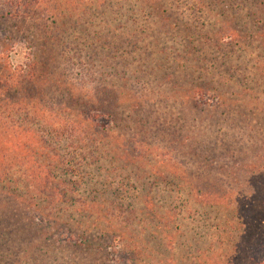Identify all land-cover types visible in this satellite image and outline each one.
Masks as SVG:
<instances>
[{
  "label": "rangeland",
  "instance_id": "374dc122",
  "mask_svg": "<svg viewBox=\"0 0 264 264\" xmlns=\"http://www.w3.org/2000/svg\"><path fill=\"white\" fill-rule=\"evenodd\" d=\"M92 1L95 4V0ZM96 1L95 5L84 4L82 12L77 15L79 19L75 17L70 22L64 18L60 29L48 26L44 30L46 38L39 36L37 43L53 37L55 41L48 45L63 42L62 45H53V49L62 73L69 75L68 85L75 84L82 74H92L95 80L106 54L117 61L129 58L130 67L124 78L131 80L122 82L129 95L122 104L129 127L125 141L129 147L138 143L142 158L123 156L120 141L95 135L91 138L94 141L90 151L98 164L87 168L86 162L78 158L81 148H71L65 139L50 140L60 157L56 162L50 159L54 185L58 188L53 194L55 201L50 204L49 197H46L49 192L35 193L23 182H17V194L31 204L41 205L46 214L51 211L62 221L65 225L59 234L62 237H69L71 232L66 229L73 225L81 223L85 228L90 227L89 231H93L90 234L97 239L94 245L106 246V255L109 259L115 257V264H134L132 251L140 247L146 248L157 259H167L168 248H171L168 236L175 239V251L171 253L177 258L176 264L208 261L214 248H218L217 259L225 261V257L231 255V249L237 248L235 237L246 227L243 224V221L247 222L246 212L240 211V207L235 209L233 202V205L200 207L175 166L192 164V152L199 146L196 141L206 147L221 143L224 132L221 127L224 124L228 127V122L232 123V128L241 125L242 129L241 136L225 150L228 155L235 152L243 165L248 164L250 148L251 153L264 155V137L255 134L264 128V46L261 45L262 37L258 36L263 26H252L249 19L247 22L242 18L239 21L236 17L231 19L236 13L234 7L224 12L229 17L221 16V9L197 10L195 0H159L156 11L151 8L152 4L139 0ZM248 7H254V4L240 3L242 15L249 12ZM218 21L232 23L239 32L237 43H226L218 52L216 48L203 47L191 51V46L198 45L205 32L210 34L215 30ZM33 31L32 35L37 32ZM89 43H93L89 46L91 51L87 50ZM74 47L76 54L64 52V59L61 58L63 49L69 51ZM79 48L82 51H78ZM203 57L207 67L202 72L195 71L193 59ZM211 60L216 61L212 67ZM196 82L206 89L202 93V102L208 105V110L223 100L235 112L229 115L212 113L210 116L192 113V108L186 111L187 107L180 104L185 98L178 93L184 94ZM50 102L55 103L56 98ZM55 110L59 112L57 108ZM59 116L61 119L65 117ZM110 122L108 117L99 113L94 118L96 130L101 127L109 129ZM232 140L230 138L227 142ZM72 155L75 162L81 164L78 172L66 168L67 157ZM257 161L258 165L264 164L262 158ZM249 183L264 194V174L253 175ZM97 197L104 200L101 203L103 208L99 214L90 217L86 211ZM245 200L247 203L250 198L238 199V202ZM96 218L99 219L97 228ZM116 229L124 232L126 238L120 240ZM218 229L223 233L220 236H216ZM211 241L213 246L209 245ZM120 247L124 249L121 253ZM109 250H115L117 254L110 255ZM65 256L61 250L48 252L45 256L39 254L37 259L40 261L36 263H62ZM233 256L237 254L231 258ZM77 257L72 258L73 262ZM65 259L70 261V258ZM235 261L226 260L225 264H235ZM145 263L148 260L145 259ZM24 264L35 262L28 257Z\"/></svg>",
  "mask_w": 264,
  "mask_h": 264
},
{
  "label": "trees",
  "instance_id": "16d2710c",
  "mask_svg": "<svg viewBox=\"0 0 264 264\" xmlns=\"http://www.w3.org/2000/svg\"><path fill=\"white\" fill-rule=\"evenodd\" d=\"M139 1L152 4L153 10L158 9L159 0ZM92 2V0H0V47L10 44L13 40L27 39L34 48L35 56L33 66L21 78L18 87L10 83L6 70L0 65V264H11L13 260L12 264H24L28 257L33 263L39 264L36 263L40 261L37 259L39 254L45 256L48 252L56 250L63 251L66 254L65 258H70V261L63 258L62 263L48 264H115V257L109 259L106 255V246L94 245L97 239L90 234L93 232L89 231L90 227L85 228L79 223L76 226L73 225L71 229H66L71 232L69 237L60 236V232L64 231V223L56 219L51 211L50 214H46L41 205L31 204L22 199L17 194L19 191L15 189L17 182L27 183L26 187H30V190L35 193L42 195L43 192H49L47 194L49 196L46 197H49L50 204L55 201L53 194L58 191V188L54 185L50 159L56 162L60 157L50 145V140L65 139L71 148L76 150L81 148L82 152L78 153V158L86 162L87 168L88 165L98 164L90 151L94 141L91 138L95 135L120 141L123 156L142 158V149L138 143L135 142L133 147H129L128 141H125L126 130H129V127L126 124L122 104L129 95L124 90L122 82L131 80V78H124L130 67L129 58L125 57L117 61L115 57L106 54L107 58L101 60L102 66L99 67L101 71L97 73L95 80L92 79V74V76L82 74L75 84L68 85L69 75L62 73V67H59L61 64L55 61L53 49V45H62L63 42L56 41L59 44L53 42V45H48L51 41H55L53 37L40 41V44L37 43L39 36L42 39L46 38L44 30L48 26L53 25L56 29H60L64 18L70 22L75 17L79 19L77 15L82 12L81 8L84 4L97 3L96 0L95 4ZM241 2H250L254 4V7H248L249 12L242 15V9L239 8ZM194 5L197 10L204 9L207 12L221 9V16L226 17L229 16L224 12L235 8L236 13L231 19L234 20L235 17L237 21L241 18L247 19L246 22L249 19L253 22L252 26H263L260 27L258 36L262 37L261 45L264 46V0H195ZM57 23H60V27ZM218 24L210 34L205 32L198 41V45H192L190 50L196 49L194 51L196 52L203 47L204 49L216 48L215 51L218 52L226 43H237L239 32L232 27V23L218 21ZM33 29L37 32L32 35ZM243 32L241 31L242 34ZM92 45L93 43H89L87 50L91 51L89 46ZM76 47L69 51L63 49L60 53L61 58L64 59L62 56L64 52L76 54L74 52ZM78 51L82 50L79 48ZM66 61L68 62L69 59L66 58ZM193 62L195 71L202 72L205 70L204 67H207L204 57L194 58ZM215 62L211 60L210 67L214 66ZM66 66L68 67L67 64ZM107 67L110 71L106 70ZM108 78L110 79L107 80ZM85 81L92 83L96 81L94 94L90 98L76 92ZM204 90H206L205 87L196 82L192 83L184 94L178 93L185 98L182 99L185 101L180 100L181 107H187L186 111H191L192 108V113H207L210 116L212 113L229 115L235 112L229 109L223 100L208 110V105L202 102ZM52 98H56L55 103L50 102ZM56 108L59 112L55 110ZM98 113L110 119V125L111 123L112 125L109 129L101 127L96 130L94 118L98 116ZM59 115H64V119H61ZM231 124L228 122V127L226 124L221 127L224 131L221 143L217 142L211 147H206L195 139L194 142L196 141L195 143L199 146L192 152V164L175 166L178 175L187 183L195 203L200 207L233 205L234 203L235 209L240 207V211L243 209L246 212L247 222L243 221L246 227L236 234L237 248L231 249V255L225 257V261L221 258L217 259L218 248H214L212 257L208 261L199 260L196 264H225L226 260L231 263L237 260L235 264H264V202L261 203L264 194L249 183L253 175L264 174V164L257 163L259 158L264 160V155L251 153L252 148H250L248 154L246 153L248 164L245 165L238 161L235 152L232 151L228 155L225 150L232 147L233 142L237 140L236 137L242 134L241 125L232 128ZM255 134L264 137V128L259 129ZM230 138L233 140L228 143ZM46 141L50 146H46ZM224 147L226 148L223 150ZM73 157H67L66 168L78 172L81 164H77L75 156ZM26 192L30 193L29 190ZM246 197L250 198L247 203L246 200L238 202V199ZM102 202L104 200H101V197L91 201V208L86 209L88 216L93 217L99 214L103 208ZM64 203L67 204L65 200ZM98 220V218L94 220L95 228L98 227ZM108 230L111 232L112 228ZM116 230L120 240L121 237L126 238L124 232ZM219 230L216 236L223 234ZM168 239H170L171 248H168L170 253L167 259H157L146 248L140 247L132 251L134 264H176L177 258H174L171 253L175 251V239L172 236H168ZM209 245L213 246L212 241ZM120 250V253L123 252V247L122 249L120 247ZM234 253L237 256L231 258ZM109 254L115 256L117 251L109 250ZM76 257L78 259L73 262L72 258ZM145 259L148 263H145Z\"/></svg>",
  "mask_w": 264,
  "mask_h": 264
},
{
  "label": "clouds",
  "instance_id": "9594fccd",
  "mask_svg": "<svg viewBox=\"0 0 264 264\" xmlns=\"http://www.w3.org/2000/svg\"><path fill=\"white\" fill-rule=\"evenodd\" d=\"M34 62V48L27 39L13 40L10 44L0 47V65L6 70L14 87L20 85L21 78L30 71ZM94 88V83L85 81L76 92L90 98L94 94Z\"/></svg>",
  "mask_w": 264,
  "mask_h": 264
}]
</instances>
